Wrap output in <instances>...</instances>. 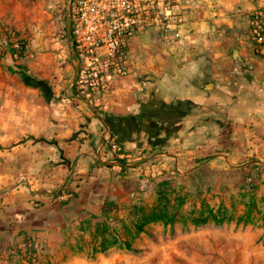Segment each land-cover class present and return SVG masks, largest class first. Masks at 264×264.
<instances>
[{
    "label": "crops",
    "instance_id": "crops-1",
    "mask_svg": "<svg viewBox=\"0 0 264 264\" xmlns=\"http://www.w3.org/2000/svg\"><path fill=\"white\" fill-rule=\"evenodd\" d=\"M157 1L176 28L131 38L99 111L76 86L73 0H0V254L31 236L43 264H114V246L91 242L100 223L160 192L222 223L264 219V56L250 35L264 0ZM16 38L20 58L6 51Z\"/></svg>",
    "mask_w": 264,
    "mask_h": 264
},
{
    "label": "built area",
    "instance_id": "built-area-1",
    "mask_svg": "<svg viewBox=\"0 0 264 264\" xmlns=\"http://www.w3.org/2000/svg\"><path fill=\"white\" fill-rule=\"evenodd\" d=\"M157 3V0H73L71 36L79 63L76 86L95 109H109L106 97L114 83L128 74V46L132 37L153 29L168 34L176 28L178 18L172 6L159 7ZM250 25L255 51L264 56L263 9L253 12ZM22 46L21 39H14V56H18ZM104 136L119 159L123 158L121 143L109 131ZM247 180L253 178L250 176ZM44 257V246L31 236L0 254L2 261L21 260L28 264H43Z\"/></svg>",
    "mask_w": 264,
    "mask_h": 264
},
{
    "label": "rangeland",
    "instance_id": "rangeland-1",
    "mask_svg": "<svg viewBox=\"0 0 264 264\" xmlns=\"http://www.w3.org/2000/svg\"><path fill=\"white\" fill-rule=\"evenodd\" d=\"M169 201L166 211L176 213L174 222L151 220L160 213L155 204L133 207L124 219L100 223L92 244L102 250L114 246V264H264V219L254 215L252 223L237 224L211 218L197 224L198 211L192 216Z\"/></svg>",
    "mask_w": 264,
    "mask_h": 264
},
{
    "label": "trees",
    "instance_id": "trees-1",
    "mask_svg": "<svg viewBox=\"0 0 264 264\" xmlns=\"http://www.w3.org/2000/svg\"><path fill=\"white\" fill-rule=\"evenodd\" d=\"M23 42V41H22ZM25 44L23 42V46L22 49L19 51L18 53V58L23 57L25 54ZM6 51H8L10 54L14 53V48L12 47V43L8 44ZM18 68L20 69H25L24 66L22 65H17ZM10 71H14V69L12 67H9ZM26 83L31 84V82L26 81ZM175 197V196H174ZM170 200V201H169ZM167 201L172 202V203H176L178 206L182 207L183 206V198L179 195H177L176 198L172 199L171 195L168 194V192H160L158 195V199H157V204H155L156 210H160V213L156 214L155 216H153V218L151 220H162L164 223H170V222H174L176 219V213H170L168 214V212L166 211L167 208ZM254 203L252 204V207H254ZM137 207V206H136ZM197 212V211H196ZM196 212L192 211V216L195 215ZM198 214H201L199 217H194L193 221L194 223L197 224H202V223H206L208 222L211 218L214 219V221H217L218 223L223 222V218L220 216V214L218 212H214L212 209L210 208H201L200 210H198Z\"/></svg>",
    "mask_w": 264,
    "mask_h": 264
}]
</instances>
